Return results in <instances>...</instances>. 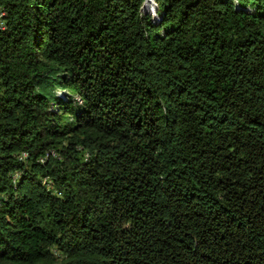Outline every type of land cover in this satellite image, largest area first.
Returning <instances> with one entry per match:
<instances>
[{"label": "trees", "instance_id": "trees-1", "mask_svg": "<svg viewBox=\"0 0 264 264\" xmlns=\"http://www.w3.org/2000/svg\"><path fill=\"white\" fill-rule=\"evenodd\" d=\"M150 1L0 0V264H264V0Z\"/></svg>", "mask_w": 264, "mask_h": 264}, {"label": "bare ground", "instance_id": "bare-ground-1", "mask_svg": "<svg viewBox=\"0 0 264 264\" xmlns=\"http://www.w3.org/2000/svg\"><path fill=\"white\" fill-rule=\"evenodd\" d=\"M148 2H149V0H147L146 4H147ZM3 17H4V12L1 11V12H0V23H3ZM25 158H27V154H26V153H22L21 156L19 157L18 161H23ZM17 178H18L17 175H14V176L12 177V179H13V183L16 182ZM45 182H47V181H45Z\"/></svg>", "mask_w": 264, "mask_h": 264}, {"label": "rangeland", "instance_id": "rangeland-1", "mask_svg": "<svg viewBox=\"0 0 264 264\" xmlns=\"http://www.w3.org/2000/svg\"><path fill=\"white\" fill-rule=\"evenodd\" d=\"M236 2H237V0H236ZM236 2H235V3H236ZM148 3H150V4H149V5H150V8H149V10H147V12H150V13L155 12V9L153 8V5H152V3H151L150 0H149ZM145 12H146V11H145ZM54 91L57 92L58 95L65 94V92H61V90H59L58 88L54 89Z\"/></svg>", "mask_w": 264, "mask_h": 264}, {"label": "built area", "instance_id": "built-area-1", "mask_svg": "<svg viewBox=\"0 0 264 264\" xmlns=\"http://www.w3.org/2000/svg\"><path fill=\"white\" fill-rule=\"evenodd\" d=\"M5 27V22L4 23H0V28H4ZM39 162H40V159H39ZM50 183H47V188H49L50 189Z\"/></svg>", "mask_w": 264, "mask_h": 264}, {"label": "water", "instance_id": "water-1", "mask_svg": "<svg viewBox=\"0 0 264 264\" xmlns=\"http://www.w3.org/2000/svg\"><path fill=\"white\" fill-rule=\"evenodd\" d=\"M146 2H147V0H146ZM146 2H145V4H146ZM145 4H144V8H145ZM144 8H143V9H144ZM144 11H145V10H144Z\"/></svg>", "mask_w": 264, "mask_h": 264}]
</instances>
